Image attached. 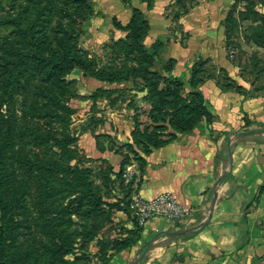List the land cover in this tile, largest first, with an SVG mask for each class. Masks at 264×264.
Wrapping results in <instances>:
<instances>
[{
	"label": "rangeland",
	"instance_id": "obj_1",
	"mask_svg": "<svg viewBox=\"0 0 264 264\" xmlns=\"http://www.w3.org/2000/svg\"><path fill=\"white\" fill-rule=\"evenodd\" d=\"M88 1L87 10L75 12L74 19L66 17L64 20L75 33L65 48L88 63L87 72L79 66L65 74L59 70L58 79L49 85L42 78L48 67L30 56L32 33L29 29L21 32L14 24L21 14L25 15L24 8L29 1L0 0V73H4L0 76V217H4L7 228L1 243L0 264H67L62 257L73 260L72 264H103L109 253L121 246L120 239L135 236L134 233L124 236L128 222L135 223L132 230L139 227L125 210L111 209L103 203V200L126 203L130 197L127 188L134 176L123 175L128 165L116 171L115 166L89 156L77 140L68 144L67 138H78L89 126L105 133L103 129L114 127V123L109 118L112 114L103 110L119 108L120 114L115 117H121L122 124L131 123L137 129L139 142L147 144L145 138L171 139L173 132L164 135L165 129L183 125L181 117L190 107L186 98L194 88L161 78L165 70L158 61L141 64L139 54L131 50L127 41L120 40L126 34L118 37L114 29L117 27L114 17L128 22L136 7L147 15V10L140 6L147 3L148 8V3L153 6L155 0ZM193 3V0H175L170 5V13L178 9L175 13L178 16ZM248 3L263 12L264 0H247L245 5ZM61 4L59 0L43 1L46 13L42 24L56 15L50 6ZM240 4L241 0H233L234 8L238 9ZM243 20L245 18L237 16L230 29L232 35L228 42L231 43L226 51L233 62L250 63V69L245 72L252 78L251 67L257 69L259 64L264 65V56L258 51L251 52L247 46L244 49L240 40L232 37L244 25ZM47 23L55 24L54 20ZM48 34L54 38L53 30ZM212 64H209L210 69L214 68ZM135 66L141 69L146 66L151 71L149 80L152 82L147 81L145 74L133 71ZM95 68L123 72L127 77L106 81L112 85L107 88L115 90L102 89L95 94L97 86L91 82L89 73ZM207 71L210 70L199 72L198 80L205 78ZM213 72L242 90L225 70L214 69ZM154 79L162 80L160 86L168 90V94L162 96L149 89L141 105H136L133 89L152 86ZM195 87L199 89V84ZM149 109L153 122L145 114ZM162 118L166 124L157 123ZM188 118L194 122L193 126L201 120L197 111ZM115 142L112 139L107 145ZM132 157L137 159L135 154ZM66 246L73 248L66 253Z\"/></svg>",
	"mask_w": 264,
	"mask_h": 264
},
{
	"label": "crops",
	"instance_id": "obj_2",
	"mask_svg": "<svg viewBox=\"0 0 264 264\" xmlns=\"http://www.w3.org/2000/svg\"><path fill=\"white\" fill-rule=\"evenodd\" d=\"M173 1L155 0L150 9L142 3L149 21L144 41L148 47L157 39L162 41L159 55L164 62L174 59L170 71L174 75L189 78L194 63L204 61V70L210 71L199 89L213 114L212 124L203 116L189 131L171 126L164 135L173 132V138L146 149L145 142L137 140V129L115 117L119 108H109L103 111L112 114L109 118L114 127L106 126L105 133H100L99 128L89 126L79 133L77 143L89 156L115 166L116 171L131 166L130 196L152 197L171 190L181 202L192 206V214L181 219L155 216L143 224L137 222L136 230L129 219L124 236H135L110 252L105 264H264V65L252 66L249 78L245 71L250 63H235L226 51L231 43L226 19L233 0H193V6L178 16V9L170 13ZM246 2L241 0L239 8L245 9ZM243 21L232 37H237L244 49L247 46L264 56V45L245 37L249 26L258 21ZM114 29L118 37L127 32ZM214 69L225 70L242 90L218 78ZM90 80L97 88L112 86L94 76ZM145 114L153 122L151 109ZM112 139L116 142L107 145Z\"/></svg>",
	"mask_w": 264,
	"mask_h": 264
},
{
	"label": "trees",
	"instance_id": "obj_3",
	"mask_svg": "<svg viewBox=\"0 0 264 264\" xmlns=\"http://www.w3.org/2000/svg\"><path fill=\"white\" fill-rule=\"evenodd\" d=\"M28 5L25 6V10L23 13L25 15L21 14L16 20H14V24L17 26L16 28L21 32H27L29 29L31 34L30 42H31V49L32 52L30 54L31 57L34 58L35 61H37L40 65L47 66L48 69L43 75V81H47L49 85H51L52 82L56 81L58 79V71H63V74L70 72L75 66H79L82 68L85 72H87L88 63L79 55V54H72L70 53L66 48V44L68 42V39L74 36V31L71 30L68 27V24L64 21L66 17H69L71 19L76 18L75 12H80L87 10L90 7L88 0H59L62 2L61 5H52L50 8L54 12H56L52 19L45 20L46 23H43L41 21H44L43 14L46 13L45 9L46 7L43 6L44 0H28ZM55 1V0H54ZM152 7V3H148V8ZM237 12V15L235 14ZM237 16H240L241 18H252L254 21H258L256 24H251L249 26V32L246 33V38L249 40L254 41L255 43L259 45H264V13L259 12L258 9H255L252 7L251 4L248 3L246 5L245 9H236L232 8L227 15L226 19V30H227V36L230 38L231 30L233 28V24L237 21ZM86 17V15L84 16ZM55 18V19H54ZM55 24H48L47 22L53 21ZM114 23L117 27L122 28L126 30V35L120 40L127 41V44L131 48V50L139 54V61L141 62H153V61H159L162 63L165 71L169 72V74H162L161 78L177 82L180 85H189L193 90L190 91L188 97L186 98V104L190 106L188 110H186L185 113H183L185 116H190L192 112L197 111L198 114L201 116V118L204 116L207 119L208 124H212L213 121V114L208 109V107L205 104V97L203 92L196 88L198 84L204 78H201V80H198V73L202 72L204 70V61H197L194 63L192 69H191V75L189 78H186L185 75H174L170 71L174 64V59L170 58L167 62H164L163 59L159 55V50L162 45V41L157 39L152 47H148L144 41L145 36L149 30V21L147 18V15L136 7L134 9V13L130 20L126 23H123L121 20H119L117 17H114ZM232 24V26H231ZM232 27V28H231ZM53 30L54 32V38L52 35L50 36L48 34V31ZM38 33H41L42 35L38 37ZM6 61V60H5ZM3 61V62H5ZM142 64V63H141ZM142 67L135 66L133 67V71L136 73H143L145 74L146 78L148 79L149 83H151V79L149 80L151 73L150 70L145 66L143 69ZM92 76H95L101 80L109 81V82H115L119 80L125 79L127 76L123 72H107L102 68H95L93 71L89 72ZM4 74L3 72L0 73V76ZM62 75H59L60 77H63ZM138 75V74H137ZM160 80H153L152 86L147 85L148 88L153 91L155 90L157 93H159L162 96H166L168 94V90H166L164 87L160 86ZM147 83V82H146ZM146 86V87H147ZM44 89V86L42 87ZM106 89L110 91H114L115 89L107 88V87H98L96 89L95 94H97L100 90ZM153 89V90H152ZM45 94H49V91H45ZM198 96V98H197ZM186 106V105H185ZM162 110V109H161ZM164 112V111H161ZM164 114V113H163ZM181 117L182 124L183 125H173V128L176 130L182 131V130H190L194 124V122H190L191 118ZM178 118V117H177ZM157 120V119H156ZM159 120H165L164 118L158 119ZM170 121V120H169ZM171 122V121H170ZM196 122V120H195ZM180 124V122H179ZM173 136H175L174 133H172ZM150 136V135H149ZM78 138L75 136H70L67 138L66 142L68 144L73 143ZM147 144H145L146 149L152 145H159L161 143L166 142L168 139H153V138H145L144 139ZM149 143V144H148ZM126 158L125 160H127ZM118 174H121L118 172ZM1 200V198H0ZM103 203L107 204L109 208L113 209H122L129 211L128 208V201L126 203H121L120 201H109V200H103ZM3 220V222H2ZM137 222V221H136ZM6 226L4 222V217H0V250H1V243L3 242V238L6 234ZM119 242H121V246L117 248H121L125 246L127 243L130 242V239H120ZM118 242V243H119ZM73 248L72 246H66V249L64 250L66 253L69 252ZM109 256L106 257L103 264H105L108 260ZM62 260L66 262L67 264L74 263L73 260L67 259L65 257H62ZM61 264V263H57Z\"/></svg>",
	"mask_w": 264,
	"mask_h": 264
},
{
	"label": "built area",
	"instance_id": "obj_4",
	"mask_svg": "<svg viewBox=\"0 0 264 264\" xmlns=\"http://www.w3.org/2000/svg\"><path fill=\"white\" fill-rule=\"evenodd\" d=\"M233 55L234 51L231 52V56ZM123 175L130 178L133 175V170L128 166ZM128 208L134 219L140 224L155 216L181 219L192 214V206L181 202L171 190H164L152 197L134 193L128 200Z\"/></svg>",
	"mask_w": 264,
	"mask_h": 264
},
{
	"label": "water",
	"instance_id": "obj_5",
	"mask_svg": "<svg viewBox=\"0 0 264 264\" xmlns=\"http://www.w3.org/2000/svg\"><path fill=\"white\" fill-rule=\"evenodd\" d=\"M133 92L136 93L137 99L141 102L142 98L149 93V88L145 87L144 89H133Z\"/></svg>",
	"mask_w": 264,
	"mask_h": 264
}]
</instances>
